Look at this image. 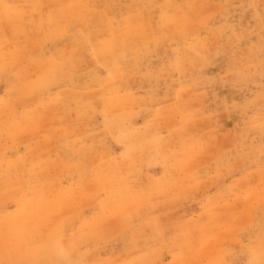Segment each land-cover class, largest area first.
<instances>
[{
	"label": "rangeland",
	"instance_id": "obj_1",
	"mask_svg": "<svg viewBox=\"0 0 264 264\" xmlns=\"http://www.w3.org/2000/svg\"><path fill=\"white\" fill-rule=\"evenodd\" d=\"M0 264H264L259 0H0Z\"/></svg>",
	"mask_w": 264,
	"mask_h": 264
},
{
	"label": "clouds",
	"instance_id": "obj_2",
	"mask_svg": "<svg viewBox=\"0 0 264 264\" xmlns=\"http://www.w3.org/2000/svg\"><path fill=\"white\" fill-rule=\"evenodd\" d=\"M260 7H261V15L262 19H264V0H259Z\"/></svg>",
	"mask_w": 264,
	"mask_h": 264
}]
</instances>
